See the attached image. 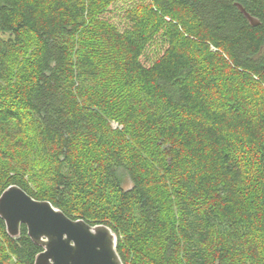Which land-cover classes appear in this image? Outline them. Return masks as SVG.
<instances>
[{
	"label": "trees",
	"instance_id": "16d2710c",
	"mask_svg": "<svg viewBox=\"0 0 264 264\" xmlns=\"http://www.w3.org/2000/svg\"><path fill=\"white\" fill-rule=\"evenodd\" d=\"M115 2L0 0V134L29 112L27 172L50 177L0 162V193L108 225L123 264H264V0H136L111 19ZM41 249L0 218V264Z\"/></svg>",
	"mask_w": 264,
	"mask_h": 264
},
{
	"label": "water",
	"instance_id": "95a60500",
	"mask_svg": "<svg viewBox=\"0 0 264 264\" xmlns=\"http://www.w3.org/2000/svg\"><path fill=\"white\" fill-rule=\"evenodd\" d=\"M236 5L250 25L260 24L241 4ZM0 218L10 237H18L23 224L31 241L42 248L33 264H123L116 235L108 225L71 218L50 201L32 197L17 184L1 191Z\"/></svg>",
	"mask_w": 264,
	"mask_h": 264
},
{
	"label": "rangeland",
	"instance_id": "374dc122",
	"mask_svg": "<svg viewBox=\"0 0 264 264\" xmlns=\"http://www.w3.org/2000/svg\"><path fill=\"white\" fill-rule=\"evenodd\" d=\"M136 0H116L115 4L113 5V12H110L109 15L112 17H116L115 13L119 11L118 15L122 17V12L125 8H127L129 5H133V3ZM131 7V6H130ZM116 20V19H115ZM114 21V20H113ZM125 25V23L123 22ZM19 108V119L17 121H12L10 123L11 129L7 130L6 136H3L0 134V145H4L6 142H8V145L6 147L9 148V154L10 156L6 157H0V162L4 163L5 165V175L9 177H15L17 173L23 172V176L28 178L29 185L44 189L46 187H49V180L50 177H44L42 173L40 174L38 172V176L36 177V181L34 183L32 182V178L29 177V174L27 172L26 168V152L30 151V148L26 146V141H34L35 137V131H36V124L34 123L33 118L27 112L24 108L18 106ZM116 125L115 123H113ZM25 142V143H24ZM31 143V142H30ZM29 144V142H27ZM25 145V146H24ZM7 148V149H8ZM32 154H28L27 157H31ZM21 157L24 159L25 163L21 162ZM2 165V167H4ZM28 167V166H27ZM36 169V168H35ZM32 182V183H30ZM129 184H126L127 187ZM50 188V187H49Z\"/></svg>",
	"mask_w": 264,
	"mask_h": 264
}]
</instances>
